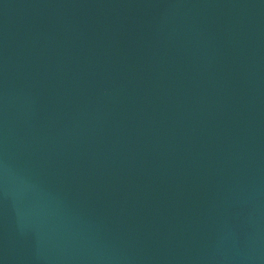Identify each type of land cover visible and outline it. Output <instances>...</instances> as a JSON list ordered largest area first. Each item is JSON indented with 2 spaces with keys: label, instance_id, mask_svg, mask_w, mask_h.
<instances>
[{
  "label": "water",
  "instance_id": "1",
  "mask_svg": "<svg viewBox=\"0 0 264 264\" xmlns=\"http://www.w3.org/2000/svg\"><path fill=\"white\" fill-rule=\"evenodd\" d=\"M0 264H264V0H0Z\"/></svg>",
  "mask_w": 264,
  "mask_h": 264
}]
</instances>
